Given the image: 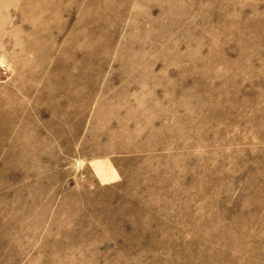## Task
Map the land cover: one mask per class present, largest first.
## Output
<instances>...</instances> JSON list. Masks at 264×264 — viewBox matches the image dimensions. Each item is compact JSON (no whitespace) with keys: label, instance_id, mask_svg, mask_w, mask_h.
Instances as JSON below:
<instances>
[{"label":"rangeland","instance_id":"obj_1","mask_svg":"<svg viewBox=\"0 0 264 264\" xmlns=\"http://www.w3.org/2000/svg\"><path fill=\"white\" fill-rule=\"evenodd\" d=\"M0 264H264V0H0Z\"/></svg>","mask_w":264,"mask_h":264},{"label":"built area","instance_id":"obj_2","mask_svg":"<svg viewBox=\"0 0 264 264\" xmlns=\"http://www.w3.org/2000/svg\"><path fill=\"white\" fill-rule=\"evenodd\" d=\"M8 67L5 65L0 66V75H7L8 74Z\"/></svg>","mask_w":264,"mask_h":264}]
</instances>
